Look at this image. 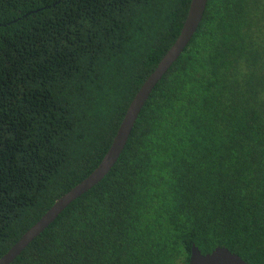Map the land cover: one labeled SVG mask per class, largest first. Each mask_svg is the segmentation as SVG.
<instances>
[{
  "label": "trees",
  "instance_id": "obj_1",
  "mask_svg": "<svg viewBox=\"0 0 264 264\" xmlns=\"http://www.w3.org/2000/svg\"><path fill=\"white\" fill-rule=\"evenodd\" d=\"M191 0H0V258L110 149ZM264 264V0H209L112 171L12 264Z\"/></svg>",
  "mask_w": 264,
  "mask_h": 264
},
{
  "label": "water",
  "instance_id": "obj_2",
  "mask_svg": "<svg viewBox=\"0 0 264 264\" xmlns=\"http://www.w3.org/2000/svg\"><path fill=\"white\" fill-rule=\"evenodd\" d=\"M209 0H191L188 15L179 37L147 78L131 101L116 132L112 145L99 166L82 182L63 195L44 215L0 258V264H12L28 246L40 236L74 200L100 183L116 166L124 152L136 123L159 81L186 50L203 20ZM189 264H249L225 247L203 254L194 245Z\"/></svg>",
  "mask_w": 264,
  "mask_h": 264
}]
</instances>
